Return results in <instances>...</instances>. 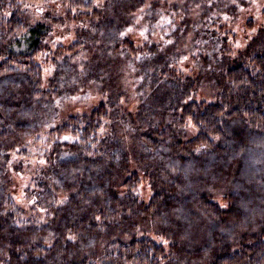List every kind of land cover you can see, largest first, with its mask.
I'll list each match as a JSON object with an SVG mask.
<instances>
[{
	"label": "trees",
	"instance_id": "16d2710c",
	"mask_svg": "<svg viewBox=\"0 0 264 264\" xmlns=\"http://www.w3.org/2000/svg\"><path fill=\"white\" fill-rule=\"evenodd\" d=\"M50 1L65 6L68 17L83 20L98 17L104 0H0V264H177L190 255L183 250L182 222L171 237L154 228L153 218L161 219L168 209L182 213L185 200L211 221L222 222L227 211L206 197L181 198L176 186L164 182L144 203L136 186L146 169L127 168L118 139L104 133L118 103L109 109L103 101L86 113H72L44 133L15 118L27 103L56 97L62 82L53 78L54 87L42 89L43 63L37 57L50 26L25 18L26 6ZM84 43L76 38L68 47L59 46L55 56H63L60 64L65 53ZM252 43L214 69L212 100L172 98L160 109L159 121L139 136L144 158L168 145L173 151L216 147L226 138L229 122L264 131V46ZM160 75L174 81L184 74L161 67ZM20 87H26L25 100H13V90ZM188 125L195 129L193 136L172 140L174 129ZM16 131L26 140L20 141ZM34 160L26 208L9 193L10 180L12 174L32 169ZM62 188L67 194L58 199L55 190ZM150 231L166 241L151 237ZM118 234L129 238L121 240ZM236 245L214 246L198 257L204 262L195 264H264V230L246 233Z\"/></svg>",
	"mask_w": 264,
	"mask_h": 264
},
{
	"label": "rangeland",
	"instance_id": "374dc122",
	"mask_svg": "<svg viewBox=\"0 0 264 264\" xmlns=\"http://www.w3.org/2000/svg\"><path fill=\"white\" fill-rule=\"evenodd\" d=\"M25 18L50 26L37 57L43 63L42 89L53 88V78L63 83L51 100L24 105L25 110L15 113L16 120L44 133L72 113H86L103 101L109 109L118 103V110L112 107L114 121L104 133H114L118 139L127 168L146 169L136 186L144 203L156 184L164 182L176 186L181 198L206 197L227 211L222 222L211 221L185 200L182 213L168 209L161 219L153 218L154 228L164 229L171 237L177 235L182 222L183 250L190 255L177 264L202 263L198 257L214 246L235 247L246 233L264 230V131L229 122L226 138L216 147L173 151L168 145L151 158H144L147 155L139 138L159 121L160 109L172 98L212 100V72L220 61H231L252 41L264 46V0H104L98 17L83 20L68 17L65 6L50 1L26 6ZM76 38L85 42L83 47L65 53L60 64L63 56H55V50L68 47ZM161 67L184 75L166 80L160 75ZM25 90L14 89L13 100H25ZM15 134L20 141L26 140L21 131ZM194 134L188 125L174 129L172 140H186ZM35 161L30 163L32 169L14 173L10 180L9 193L26 208L30 201L25 188L34 187ZM55 193L63 199L67 191L62 188ZM155 233L148 234L166 241ZM195 251L197 258L192 259Z\"/></svg>",
	"mask_w": 264,
	"mask_h": 264
},
{
	"label": "snow or ice",
	"instance_id": "6c2138e0",
	"mask_svg": "<svg viewBox=\"0 0 264 264\" xmlns=\"http://www.w3.org/2000/svg\"><path fill=\"white\" fill-rule=\"evenodd\" d=\"M64 139H68V137H64Z\"/></svg>",
	"mask_w": 264,
	"mask_h": 264
}]
</instances>
